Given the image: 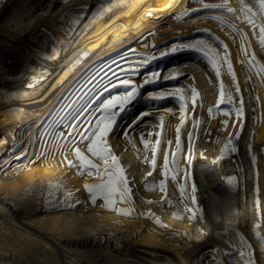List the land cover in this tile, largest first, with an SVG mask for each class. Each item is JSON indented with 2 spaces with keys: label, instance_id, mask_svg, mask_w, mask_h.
Listing matches in <instances>:
<instances>
[{
  "label": "bare ground",
  "instance_id": "1",
  "mask_svg": "<svg viewBox=\"0 0 264 264\" xmlns=\"http://www.w3.org/2000/svg\"><path fill=\"white\" fill-rule=\"evenodd\" d=\"M221 3L0 0V158L12 147L2 167L14 165L0 177V264H264V48L239 0H228L234 12ZM244 3L264 23L256 0ZM128 57L139 68L118 95L135 94L107 135L131 189L130 202L115 205L133 210L124 215L100 196L93 203L85 185L101 179L80 167L74 147L84 141L76 148L103 167L84 137L116 96L99 102L106 80L93 100L91 91L98 71ZM221 83L231 103L217 105ZM166 150L170 168L178 152L170 204L158 187Z\"/></svg>",
  "mask_w": 264,
  "mask_h": 264
},
{
  "label": "snow or ice",
  "instance_id": "2",
  "mask_svg": "<svg viewBox=\"0 0 264 264\" xmlns=\"http://www.w3.org/2000/svg\"><path fill=\"white\" fill-rule=\"evenodd\" d=\"M202 2V0H200ZM239 2L242 5V11L244 13V19L247 22L248 25L251 26L252 29L259 28V38L258 42L261 46V48H264V23H257L256 16L257 13L253 12V9L249 7L247 4L244 3V0H239ZM259 8V12L261 14H264V0H256ZM209 5H205V7H208ZM218 7L222 8H227L228 12H234L235 10L231 7L228 6V0H222V3L218 5ZM264 19V15L261 17ZM241 39H246L245 34H241ZM194 47V46H193ZM225 48H227V45H225ZM172 51H176L175 48L172 49ZM242 51L246 50L243 49L242 46ZM163 55V53H162ZM224 61L228 64V71L229 73L233 74V79H235L234 73H233V68L232 64L228 62L227 55L224 57ZM213 66H216V60H213ZM261 71H264V66H261ZM217 76L220 75L219 70L217 69L216 72ZM158 74H154V76H157ZM123 83L127 84L128 81H123ZM147 83V81H146ZM237 91H239V87L237 85ZM192 92V100L195 102L196 98L198 97V92L196 91L195 88L191 89ZM135 92L130 91L127 93L125 96H116L113 99L108 100L104 105V110L108 112V110L115 108L117 105L119 106L120 111L124 110V105L133 98ZM176 94L180 96V99L183 100V97L181 94V90L177 89ZM160 98V97H156ZM227 101L228 103L232 102V96L230 93H225L224 91V86L221 83L220 85V90H219V98L217 100V105L223 104ZM242 103V101H241ZM184 110L185 106L182 103L181 104V116H180V121L181 125L185 121V116H184ZM237 115L242 116L243 110L242 108H238L237 110ZM209 112H211V109H209ZM118 113L117 112H110L108 115L104 116L97 124V129L94 131L90 137H84L85 139H89L90 142L87 144V152L91 154V156L97 158L103 167L100 166V164L93 163L91 159H89L87 156L84 155L83 152H81L80 148L77 147L74 150V155L75 158L80 162V167L81 168H87L89 169L88 175H96L101 179V182L98 184H88L85 185V188L87 191L91 194V198L93 203H95L96 199L98 196L102 197L104 200V206L106 208H109L110 210L116 211L118 214H124V215H129L133 211L132 209H122V208H116L115 205L117 203H124V202H130V196H131V189L128 187V179L124 174V169L121 167L119 163V158L115 156L108 145L107 141V135L109 132L112 131V126L115 123V117ZM225 115H228V113H224ZM161 118V122H162ZM225 125L227 124V121L224 122ZM195 126V123H194ZM177 131V138H176V148L179 151L181 145H180V138H179V131L180 128L179 126L176 129ZM127 135V134H125ZM159 135V134H157ZM191 140V135L189 137ZM131 143V141H129ZM145 144V147H148V141L144 140L143 141ZM160 140L157 138L156 144L152 149L153 155L151 158L150 163L153 166V170H155V164H156V154L158 151V146H159ZM229 144H231V141H229ZM169 145H171V141H169ZM191 151V147H190ZM231 151L235 152L236 148L233 147ZM177 153H172L173 159L171 161V168H170V161H169V156H168V151L166 150L164 153V164L162 167L161 175L165 178L159 182V189L161 192L164 193V197L162 202H167L171 203L170 200L167 199V192H166V181L169 177L170 172L172 173L171 179L173 181L176 180V175H175V166L178 163L177 160ZM255 161V157H253V162ZM69 166H75L73 164V161L69 160L67 161ZM92 170H95L93 173ZM152 172L148 173V176H151ZM107 177V179H104ZM146 179V178H145ZM147 187V184L145 185ZM181 194H183V187H180ZM69 195H71L69 193ZM151 203V201H148ZM148 215H152L149 213ZM157 223H160L159 219H157ZM243 255V253H241ZM245 264H252L251 260H248L245 262Z\"/></svg>",
  "mask_w": 264,
  "mask_h": 264
},
{
  "label": "rangeland",
  "instance_id": "3",
  "mask_svg": "<svg viewBox=\"0 0 264 264\" xmlns=\"http://www.w3.org/2000/svg\"><path fill=\"white\" fill-rule=\"evenodd\" d=\"M193 3L198 4V3H200V0H193ZM83 12H84L83 10H80L79 13L76 15V17H81L83 15ZM176 20H177L176 18H173L172 22H176ZM170 28H171L170 25L164 24L162 30L168 31ZM149 42L154 46H156L158 44L157 39L153 36L150 38ZM141 67H143V66H141ZM98 68L94 69L93 72H96L98 70ZM138 68H139L138 62L134 61V59L130 58V57L121 60L120 62L117 63V65H114V66H110V64H108L107 67H105V68H103L97 72V73L102 72V74L98 78V80H96V83H95L96 85L93 87V89L91 91V93L93 95L92 100L97 97V95L99 93V89L102 88L101 87L103 85L102 83H104L105 80L108 83V86L106 87V89L107 88L108 89H107V92L105 93V97L99 98V102L102 103L104 100H106V98H108L110 96H112V97L120 96V95H118V93L120 91L124 90L125 86L133 78L134 71L137 70ZM136 74H139V71H137ZM90 80L91 79H89L88 82ZM123 81H128V83L125 84V83H123ZM112 85H115V86L112 87ZM85 99H87V98H85ZM102 109H103V106L102 107L100 106L97 109V111L94 113V116H93L94 121L101 120L104 116L108 115V113L104 114L103 112H101ZM115 112L118 113L119 108ZM100 116H101V118H100ZM20 131L21 130L18 131V134H17L18 137L20 136V133H21ZM58 133L64 134V136L68 135V138L69 139L71 138L70 134L67 132V130L64 126L58 129ZM75 142H76V144H75L74 148H76V146H78V145H80L81 147H83L85 145V142L82 140L78 141V139H76ZM11 150H12V147L8 150L9 151L8 153H6L2 158H0V177H3L7 173L8 169H11L10 171H12V168L14 167V165H12V164L11 165L9 164L8 166L2 167V165L6 161V158L9 157V156H7V154H11V152H12ZM6 167H8V169ZM95 212L96 213L98 212L97 213L98 216L101 215V210H96Z\"/></svg>",
  "mask_w": 264,
  "mask_h": 264
}]
</instances>
